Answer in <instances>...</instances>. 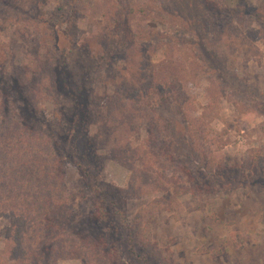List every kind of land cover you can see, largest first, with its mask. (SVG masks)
Here are the masks:
<instances>
[{"label":"rangeland","instance_id":"1","mask_svg":"<svg viewBox=\"0 0 264 264\" xmlns=\"http://www.w3.org/2000/svg\"><path fill=\"white\" fill-rule=\"evenodd\" d=\"M14 222L39 264H264V0H0Z\"/></svg>","mask_w":264,"mask_h":264},{"label":"trees","instance_id":"2","mask_svg":"<svg viewBox=\"0 0 264 264\" xmlns=\"http://www.w3.org/2000/svg\"><path fill=\"white\" fill-rule=\"evenodd\" d=\"M99 194H100V192L95 191V195L98 197V199H97L98 200L97 201L98 202V214H96V217H95L97 219V222L93 221V223H96L97 225H104L102 223H107L111 220L113 221V216H111L112 213L110 210L107 209L105 202L100 201V200H106V199H104V196L102 194L101 195H99ZM142 212L138 214V216H137L138 219L136 220V223L134 224L135 231L134 232L132 231V232L135 233V235H138L137 230H138V232L143 231L146 235L150 234V229H151L150 222L145 223V220L150 216V214L144 213V216H142ZM13 215H16V214L14 213ZM140 216H142V217H140ZM15 217L16 216H14V219H15ZM51 218L52 217H47V219L49 221L52 220ZM74 218H76V217L74 216L72 218V216H67V217L63 216L61 221L63 222V224L65 223L66 225H68V227H71V231L76 232V228L73 225V223L75 222ZM54 220L59 221L60 218L57 216H54ZM52 229L53 228H51V230ZM21 236H22V234H21ZM104 236H106V235H104ZM104 236H102V238H101V240H103L102 242L109 243V240L111 241V239H108L107 237H104ZM19 238H20L19 225H18V222H16V223L14 222L13 227H12L11 236L8 239V241L6 242L5 252L0 255V263L6 264L7 262L12 261L13 260L12 258H14V260H16L15 261L16 263H19V262H21V255L24 254V255H26V257H28L29 262H30L29 264H39V262H38L39 254H36L37 252L34 250L30 252L29 249H31V248H29V246L28 247L22 246L19 243V241L17 240ZM112 242H114V241H112ZM115 243H116V247H118V246L120 247L119 249L115 248L117 256H120L122 248L119 245V243H117V242H115ZM105 246H107V245H105ZM23 262H25V261H23Z\"/></svg>","mask_w":264,"mask_h":264}]
</instances>
